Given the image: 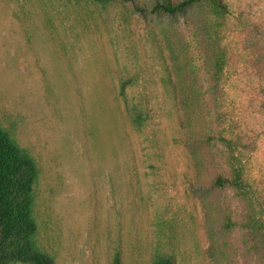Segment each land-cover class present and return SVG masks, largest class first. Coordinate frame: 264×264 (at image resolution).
I'll return each instance as SVG.
<instances>
[{"label":"rangeland","instance_id":"1","mask_svg":"<svg viewBox=\"0 0 264 264\" xmlns=\"http://www.w3.org/2000/svg\"><path fill=\"white\" fill-rule=\"evenodd\" d=\"M225 1L221 20L208 3L172 17L0 0V126L37 162L36 242L56 264H111L116 252L123 264H264L262 237L225 227L264 218V0ZM133 106L148 115L140 127ZM208 135L236 143L252 200L214 185L230 171Z\"/></svg>","mask_w":264,"mask_h":264},{"label":"trees","instance_id":"2","mask_svg":"<svg viewBox=\"0 0 264 264\" xmlns=\"http://www.w3.org/2000/svg\"><path fill=\"white\" fill-rule=\"evenodd\" d=\"M88 1L102 6L131 3L136 12L161 11L172 17L186 12L190 7L205 3L210 4L214 16L221 20L231 16L233 12L225 0H155L151 9L139 6L136 0ZM215 23H212V26ZM211 34V40L217 46V54L210 79L219 87L226 66V49L221 46L220 32L214 30ZM130 83L131 80L122 82L120 96H125V89ZM130 111L133 113L132 122L137 127L148 118V115L137 106L130 108ZM205 141L213 142L221 149L226 155L225 164L230 171L229 177L216 175L214 185L219 188H232L237 194L248 196L252 200L254 192L251 185L243 178L244 167L234 156L236 143L222 135H208ZM38 178L39 169L35 158L21 148L8 130L0 126V264H56L55 259L43 252L36 242L38 224L34 204ZM250 206L254 207L252 204ZM259 207L263 208V205L260 204ZM225 227L242 228L264 239V218L258 217L255 211L253 214L248 213L244 220L229 218ZM111 264H123L120 252L115 253ZM152 264H177V262L175 258L157 254Z\"/></svg>","mask_w":264,"mask_h":264}]
</instances>
